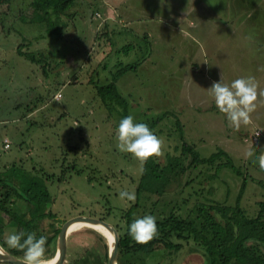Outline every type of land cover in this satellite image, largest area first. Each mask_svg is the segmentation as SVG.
<instances>
[{
	"label": "rangeland",
	"instance_id": "rangeland-1",
	"mask_svg": "<svg viewBox=\"0 0 264 264\" xmlns=\"http://www.w3.org/2000/svg\"><path fill=\"white\" fill-rule=\"evenodd\" d=\"M31 1L12 0L7 14L0 6V169L16 163L31 172L53 176L46 185L53 200L50 210L60 222L43 218L37 231L53 232L62 222L77 217L101 219L117 234L124 231V211L136 201L122 202L119 190L127 188L136 194L139 162L118 150L121 114L109 113L95 85L120 67L118 59L124 63L143 58V52L136 50L127 56L112 53L101 62L108 49L134 43L143 33L152 43L150 58L117 82L132 102L135 121L139 119L136 113H143L146 107L154 112L171 110L178 116L180 130L171 115L154 132L165 140L164 155L175 153V147L184 140L194 144L203 157L217 149L226 151L235 168H223L217 178L207 182L204 178L210 169H192L172 184L161 200L178 202L181 214L197 200L233 205L246 177L239 205L249 217L257 214L258 202L264 198V170L257 160L262 133L251 131L252 124L244 126L250 130L247 135H243L242 126L239 131L229 127L208 88L220 80L219 69L224 72V83L262 74L264 0H75L67 10L72 17L60 28L59 37L46 35L38 23L29 22ZM175 8H187L188 12L181 21L164 22L162 18L176 17L170 13ZM106 32H110L107 37ZM19 45L23 50L46 53V74L40 64L18 55ZM140 45L143 48V40ZM107 60L112 63L104 70ZM58 93L59 102L55 99ZM255 132H259L256 141ZM5 140L8 148L4 147ZM249 147L255 155L247 159L244 152ZM158 159L163 162L164 156ZM209 185L213 192L209 193ZM157 199L151 195L147 203ZM3 218L0 238L21 231ZM81 230H88V239L97 243L90 245L91 251L95 255L99 252L105 263L107 246L103 239L90 228ZM192 248L191 243L183 242L177 251L160 247L149 255L123 256L117 264H204L202 255ZM15 256L22 258L23 253Z\"/></svg>",
	"mask_w": 264,
	"mask_h": 264
},
{
	"label": "trees",
	"instance_id": "trees-1",
	"mask_svg": "<svg viewBox=\"0 0 264 264\" xmlns=\"http://www.w3.org/2000/svg\"><path fill=\"white\" fill-rule=\"evenodd\" d=\"M74 2L75 0H32L29 5L33 12L29 22L38 23L44 28L46 35L59 37L60 28L65 27L68 24V18L72 17L67 10ZM11 3L12 0H0V6L5 7L3 14L9 12ZM21 20H25V16H22ZM107 32L104 34L105 37L110 33ZM148 37L146 33H143L138 37L140 40L137 39L134 43H127L120 49H108V53L101 61L103 62L115 52H123L125 56L136 50H141L139 53L143 52V58L134 61L123 63L118 59L117 65L120 67L111 76H106L102 84L95 85L102 105L109 110V113L112 110V113L120 112L121 115H118L121 119L127 115H133L132 102H129L118 88L117 82L127 71L136 72L141 63L149 58L152 53V43ZM142 40L143 48L140 45ZM21 45L17 48L18 55L30 62L40 64L46 74L49 66L46 53L23 50ZM108 61L102 66L104 70L112 63L110 61L108 64ZM138 115L136 113L139 118L138 122L146 123L153 132L164 118L171 115L177 120L176 127L180 125L178 116L171 110L154 112L153 108L146 107V110L143 113L140 111ZM169 136L170 134L166 135V137ZM174 151L175 153L163 155V162L154 157L145 164V171L140 174L136 185V202L123 214L125 229L122 233H118L117 263L123 256L137 253L149 255L160 247L177 251L185 242L191 243L192 249L202 255L205 260L204 264H264V198L258 202L257 214L249 217L239 205V199L246 186V177H244L235 204L230 205L213 199H207L204 202L197 200L185 214H181V206L178 202L161 200L172 184L181 181L187 173L198 167L210 169L204 182L217 178L223 168H235L227 152L221 149L203 157L198 153L194 144L183 140L180 147H175ZM32 169L34 171L35 167ZM237 173L240 174L241 171ZM52 177L49 174L31 172L22 165L17 166L16 163L5 165L4 169H0V235L4 226L3 217L7 218L8 222H14L25 233L35 232L37 238L44 236L43 232L36 230L43 218L60 222L50 210L53 200L46 182ZM187 184L188 182L182 187ZM209 188V193L213 192L214 187L209 185ZM151 195L157 196L158 199L148 204L147 201ZM145 215H153L157 218L159 233L147 244H138L128 235V227L135 218ZM60 225L53 230L51 235L46 236L47 243L55 240ZM0 243L10 254L23 253L16 249L6 248L1 238Z\"/></svg>",
	"mask_w": 264,
	"mask_h": 264
},
{
	"label": "clouds",
	"instance_id": "clouds-1",
	"mask_svg": "<svg viewBox=\"0 0 264 264\" xmlns=\"http://www.w3.org/2000/svg\"><path fill=\"white\" fill-rule=\"evenodd\" d=\"M260 70L264 71V68ZM208 90L216 107L226 115L229 127L235 131H239L242 125L252 124V114L259 103H264V90L259 88L254 76L240 77L231 83H224L221 76L220 80L214 81ZM55 99L59 102L61 97L57 95ZM256 135L258 136L259 132ZM116 138L118 150L121 153L131 154L139 162L140 174L144 173L145 164L149 159L164 155V138L157 136L146 123L136 122L133 115H127L119 121ZM254 155L251 147L244 152L247 159ZM257 160L259 168L264 170V154L257 157ZM119 198L126 204L134 203L136 194L134 190L125 188L119 190ZM158 233L157 218L153 215L135 218L128 227V235L138 244H147L156 238ZM5 243L9 249L23 252L22 264H48L45 257L46 236L37 238L35 232H12L6 236ZM5 255V248L0 247V264H5Z\"/></svg>",
	"mask_w": 264,
	"mask_h": 264
},
{
	"label": "crops",
	"instance_id": "crops-1",
	"mask_svg": "<svg viewBox=\"0 0 264 264\" xmlns=\"http://www.w3.org/2000/svg\"><path fill=\"white\" fill-rule=\"evenodd\" d=\"M186 12H188L187 8L184 11H180V9L175 8L174 11L170 12L172 14H176L175 18L168 16V17H165L162 19L166 23L171 22L173 19H176V21L177 20L181 21L180 18ZM223 44H225V43H223ZM156 57L158 58V60H160V57L158 54H156ZM203 57H204V55H203ZM149 58H150V56H149ZM170 59H172V55L170 56L169 60ZM258 62H260V61H258ZM262 62H263L262 64H263V68H264V59H262ZM219 71H220V77L223 76L224 72H222L220 69H219ZM259 76H261V77L259 78ZM254 77H255L256 81L258 82L259 87L264 88V71H262V74L254 76ZM259 104H261L260 105L261 107H259ZM259 104H258L256 111L252 114V125H253V127H252L251 131H253V130L254 131L255 130L261 131L262 134H261V137L258 138L259 143L257 145H258V149H259L260 153L264 154V150H261V149H264V103H259ZM242 130L244 132L243 135L250 134V130L247 131V128H245L243 125H242ZM253 132H252V134H253ZM79 231H82V230H78V232ZM87 231L79 232V233H75V232H77V231H75V232H72L71 234L67 235V237H66V239H67V241H66L67 251L65 250V257H64V259L66 258V260H65V262L63 261L61 264H108L107 252H106V260L104 263V262H101V260H100V253L99 252H97V254L95 255L91 251L90 245H92V244L96 245L97 243L96 242L94 243L92 240L88 239L89 235H88ZM92 231H94V230H92ZM51 233H52V231L47 232L44 234V236L51 235ZM71 235H74V236L71 237ZM2 237H3V235L1 236L2 243H4L6 245L5 239H3ZM100 237L103 239L104 243L107 246V241H105V239L101 235H100ZM88 247H89V249H87ZM6 248H8L7 245H6ZM46 249H47V251L45 253V257H46V259H49L51 256L54 255L55 240L50 242V243H47ZM97 250H98V248L97 249L95 248V251H97ZM68 257H71V260ZM69 260H70V262H69ZM5 264H10V263L5 262Z\"/></svg>",
	"mask_w": 264,
	"mask_h": 264
},
{
	"label": "water",
	"instance_id": "water-1",
	"mask_svg": "<svg viewBox=\"0 0 264 264\" xmlns=\"http://www.w3.org/2000/svg\"><path fill=\"white\" fill-rule=\"evenodd\" d=\"M73 224H80L84 227H92L95 225L102 226L109 234L110 241H107V258H108V264H117V253H118V234L109 223L105 222L104 220L97 219V218H91V217H77L70 219L68 221L63 222L60 225L59 231L56 235L55 239V251L53 255V260L49 264H61L64 257H65V242L67 233L70 229V227ZM0 247L1 244H0ZM22 258L14 256L13 254H10L6 250V255L4 257V261L10 264H22L21 262Z\"/></svg>",
	"mask_w": 264,
	"mask_h": 264
},
{
	"label": "bare ground",
	"instance_id": "bare-ground-1",
	"mask_svg": "<svg viewBox=\"0 0 264 264\" xmlns=\"http://www.w3.org/2000/svg\"><path fill=\"white\" fill-rule=\"evenodd\" d=\"M82 228H84V226H82V225H80V224H73V225L70 227V229H69L67 235L71 234L72 232H75V231L81 230ZM87 228H90V229L94 230L95 232H97L99 235H101V236L105 239V241H108V242H109V241L111 240V239H110V236H109V234H108V232H107L102 226H100V225H95V226L87 227ZM92 230H90V231H92ZM95 232H94V233H95ZM97 233H96V234H97ZM52 260H53V256H51L49 259H47L48 264L51 263Z\"/></svg>",
	"mask_w": 264,
	"mask_h": 264
},
{
	"label": "built area",
	"instance_id": "built-area-1",
	"mask_svg": "<svg viewBox=\"0 0 264 264\" xmlns=\"http://www.w3.org/2000/svg\"><path fill=\"white\" fill-rule=\"evenodd\" d=\"M97 15H98V14H97ZM57 95L61 96L60 93H58ZM57 95H56V96H57ZM256 133H257V132H256ZM256 133H255V136H254V141H256V140H255L256 137H257ZM4 147H5V148H8V147H9V142H8L7 140H5V142H4Z\"/></svg>",
	"mask_w": 264,
	"mask_h": 264
}]
</instances>
